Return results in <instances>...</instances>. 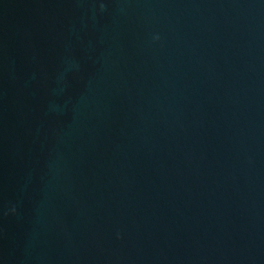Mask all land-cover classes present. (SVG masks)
I'll return each instance as SVG.
<instances>
[{
  "label": "water",
  "instance_id": "water-1",
  "mask_svg": "<svg viewBox=\"0 0 264 264\" xmlns=\"http://www.w3.org/2000/svg\"><path fill=\"white\" fill-rule=\"evenodd\" d=\"M0 264H264V0H0Z\"/></svg>",
  "mask_w": 264,
  "mask_h": 264
}]
</instances>
